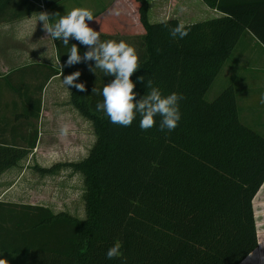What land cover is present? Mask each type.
<instances>
[{
    "label": "trees",
    "instance_id": "trees-1",
    "mask_svg": "<svg viewBox=\"0 0 264 264\" xmlns=\"http://www.w3.org/2000/svg\"><path fill=\"white\" fill-rule=\"evenodd\" d=\"M44 1L48 8L62 0ZM133 1L114 2L111 10L124 6L125 29L110 23L102 36L135 48L137 100L149 91L148 80L165 96L184 97L178 127L161 131L156 117L143 131L138 115L123 127L97 112L103 97L92 90L102 91L112 75L103 72L107 81L86 84L84 92L73 87L97 136L88 156L70 165L84 177L86 218L1 202L0 251L28 264H241L258 247L253 202L264 186V135L241 119L233 86L212 101L206 95L244 32L264 46V2L201 0L218 15L184 24L188 35L174 39L169 30L179 20L149 23L146 1ZM10 2L0 0V23L12 19L5 13ZM63 46L58 41L59 54ZM29 153L0 146V175ZM117 242L123 256L109 260Z\"/></svg>",
    "mask_w": 264,
    "mask_h": 264
},
{
    "label": "crops",
    "instance_id": "crops-1",
    "mask_svg": "<svg viewBox=\"0 0 264 264\" xmlns=\"http://www.w3.org/2000/svg\"><path fill=\"white\" fill-rule=\"evenodd\" d=\"M114 2L134 1L62 0L47 8L44 0L41 4L33 0H11L5 8L12 19L0 23V146L30 153L0 175V203L40 206L55 215L75 217L77 213H86L82 203L84 193L78 194L74 186L80 172L70 165L85 159L94 147V123L75 105L73 87L67 88L63 78L76 71L81 73L78 79L85 85H101L107 78H103L101 69L91 70L94 60L62 70L61 55L66 63L72 44L77 45L82 57L88 47L71 39L59 54L58 41L48 35L38 16L48 13L51 24L73 8H87L94 16L92 21H87L89 27L100 32L101 41H108L102 34L108 35L105 32L110 23L124 27V6H119L116 15L110 9ZM206 11L208 18L218 15L215 10ZM51 70L59 74L48 79ZM226 70L235 89L241 119L264 135V104L260 103L264 95V46L250 31L241 36L223 71ZM95 78L98 83H93ZM64 125L70 128L67 137L60 134ZM82 177L77 176L85 191ZM80 201L83 211H75V204ZM253 208L258 247L241 264H264V186L256 195ZM0 259L5 264H28L27 258L3 251Z\"/></svg>",
    "mask_w": 264,
    "mask_h": 264
},
{
    "label": "clouds",
    "instance_id": "clouds-1",
    "mask_svg": "<svg viewBox=\"0 0 264 264\" xmlns=\"http://www.w3.org/2000/svg\"><path fill=\"white\" fill-rule=\"evenodd\" d=\"M185 11V9H181ZM119 15L118 10H113ZM56 15H59L58 13ZM52 17L46 13H39L38 21L43 22V26L48 35L54 41H62L63 45H69V39L73 38L88 47L83 57L79 53L76 44L71 45L66 64L72 66L82 61H95L92 71L99 68L105 75H112L115 78L102 89L93 88L92 92L102 95L103 101L96 104L97 112H104L110 122L123 127H129L133 121L140 117L139 126L141 130L147 131L156 125V117L160 118L159 129L168 132L174 131L181 120L180 101L184 97L176 92L164 95L158 87L153 86V81L146 82L149 91L139 100L134 91L135 83L131 76L140 68L139 56L134 47L125 41H101L100 32L89 27L87 21L94 19L93 12L87 8L76 7L60 16L54 23H48ZM170 35L183 39L188 35V29L183 23L171 28ZM63 75V73H61ZM81 73L76 71L63 78V84L74 87L79 92L86 91L84 83H76ZM143 83L144 77L137 78ZM260 103L264 104V95L260 98ZM60 134L67 137L70 134L68 125L60 129ZM121 244L115 243L106 253L109 260L122 258ZM0 264H5L4 259H0Z\"/></svg>",
    "mask_w": 264,
    "mask_h": 264
},
{
    "label": "rangeland",
    "instance_id": "rangeland-1",
    "mask_svg": "<svg viewBox=\"0 0 264 264\" xmlns=\"http://www.w3.org/2000/svg\"><path fill=\"white\" fill-rule=\"evenodd\" d=\"M147 3L146 12L147 19L149 23H158L162 21H166L169 19H177L183 24L197 23L206 19H209V11L208 8L201 0H145ZM108 3V2H107ZM111 5H114L111 4ZM181 9H185V11H181ZM227 70L217 77L209 92L206 95V100L212 101L217 97L225 87L230 86V80H228ZM96 134H95V142H96ZM82 161V159H81ZM66 175L68 172H64ZM82 177V175L79 173ZM76 174V178L74 179L75 190L79 194V191L84 193V184L80 179L77 178L79 176ZM83 178V177H82ZM83 206H85L84 201L82 199ZM80 201L79 204L76 203L77 207L75 211H83ZM76 218L85 219L86 213L76 214ZM82 217V218H79Z\"/></svg>",
    "mask_w": 264,
    "mask_h": 264
}]
</instances>
